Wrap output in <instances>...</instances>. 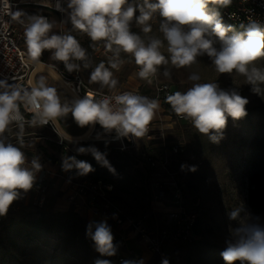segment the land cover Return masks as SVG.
<instances>
[{
  "label": "clouds",
  "instance_id": "1",
  "mask_svg": "<svg viewBox=\"0 0 264 264\" xmlns=\"http://www.w3.org/2000/svg\"><path fill=\"white\" fill-rule=\"evenodd\" d=\"M232 0H67V8L57 0L55 8L66 12L71 31H62L55 20L42 15L12 12L9 0H0V16L10 15L23 26L24 44L28 60L38 70L46 69L56 81L63 76L53 63L41 57L45 50L52 61L62 62L68 73L91 68L89 83L99 86L101 94L94 98L91 92L82 98L67 100L57 87L49 86L47 77L40 75L23 83L0 79V216L7 214L22 193L32 189L36 173L42 165L38 159L28 161L24 148L25 126L40 127L51 124L62 141L73 142L60 121L71 113L80 127L99 124L106 132L115 131L117 137L142 138L159 109V100L133 91H119V81L113 70H119L127 54L138 67L137 76L153 83L163 68V76L171 77L168 66L190 68L207 56L215 73L239 76L253 92L264 96V23L249 19L241 24V31L226 25L220 13L210 6L227 7ZM52 7L49 0H44ZM138 13V14H137ZM153 20H158L162 39L149 35ZM133 24L140 32L133 31ZM72 32L85 34L90 47L102 43L111 53L104 61L92 67L88 50ZM140 33H143L142 36ZM147 37V38H145ZM190 86L166 96V102L177 117L188 121L200 134L218 143L223 136L228 118L238 120L247 115L248 99L240 94L239 86L223 88L215 81L201 82L198 72L187 77ZM107 89V94L103 90ZM31 113L26 120L21 112ZM16 132V144L9 140ZM6 133L8 135H6ZM80 154L91 153L96 161L115 172L106 153L96 147H78ZM65 171L77 170L86 175L94 169L75 157H65ZM196 171V166L181 165V170ZM235 226H229L226 247L221 252L224 264H264V217L253 214L243 203L228 213ZM93 227L95 230L93 231ZM87 235L102 256L116 254L114 236L106 221L88 225ZM96 264H109L98 260ZM162 264H169L168 260Z\"/></svg>",
  "mask_w": 264,
  "mask_h": 264
},
{
  "label": "rangeland",
  "instance_id": "2",
  "mask_svg": "<svg viewBox=\"0 0 264 264\" xmlns=\"http://www.w3.org/2000/svg\"><path fill=\"white\" fill-rule=\"evenodd\" d=\"M21 11L26 13L27 10L21 8ZM223 22L230 25L226 20ZM152 24L153 32L149 35L162 39L157 30L158 20H153ZM20 30L24 44L23 27ZM132 30L140 32L134 24ZM73 35L88 50L94 67L101 61L107 66L111 53L97 52L96 47H90L92 42L85 34L73 32ZM50 56L51 53H43L41 59L65 69L62 62L52 61ZM121 59L124 63L120 69L113 70L119 81L118 88L140 85L141 91L153 98V88L138 78L139 69L131 57L122 53ZM258 65H264V61ZM168 68L170 78L163 76L161 68L155 79L170 83L178 91L190 86L187 77L192 72L201 75V82L217 80L223 88L233 84L239 86L240 94L249 101L247 115L238 120L229 117L218 143L184 123L176 124L174 119L164 117L169 128L164 135L156 131L153 151H146L143 139L131 151L120 150L116 142L100 139L112 132H106L99 124H96L94 140L67 141L68 150H60L49 141L37 145L36 140H30L29 147H43L44 152L39 150L38 156L48 157L51 161L58 159L60 164L65 157L87 162L94 169L86 174L87 177L103 178L113 183L112 200L129 217L140 222L145 230V238L142 239V234L138 237L130 234L126 225L110 227L112 234L121 233L126 238L123 249L129 258L134 253L141 257V264H162L165 259L169 264H224L221 252L226 247L229 226L236 224L229 219L231 209L243 203L253 214L264 217V96L253 92L252 86L245 84L242 77L215 73L206 55L190 68L177 69L171 65ZM90 73L84 69L83 80L100 89L97 84L89 83ZM41 75L45 76V73ZM47 79L50 86L57 87L67 100L77 98L62 88L61 81L62 87L50 76ZM157 116L158 112L155 118ZM63 123L71 134L83 133L89 127L77 125L71 113ZM40 129L25 127V132H38ZM173 142L181 143L183 150L173 149ZM78 147H96L106 153V159L115 172L101 166L91 153H78ZM149 158L158 161L156 166L149 163ZM182 164L194 165L196 171H182ZM64 191L71 190L66 186ZM64 194L53 188L46 206H23L16 211V222L0 230V264H96L98 260L113 264V255L102 256L87 235L90 223L110 213L105 210L86 211L85 207L76 209L73 203L76 198L70 200V196L65 197ZM191 222V235L185 237L183 229ZM147 237L160 243V251L146 243Z\"/></svg>",
  "mask_w": 264,
  "mask_h": 264
},
{
  "label": "built area",
  "instance_id": "3",
  "mask_svg": "<svg viewBox=\"0 0 264 264\" xmlns=\"http://www.w3.org/2000/svg\"><path fill=\"white\" fill-rule=\"evenodd\" d=\"M49 2L52 7L45 6L44 0H9V4L11 6L10 10L12 12L21 11V8H24L27 10L26 13L24 12L26 15L27 13L29 16L42 15L50 20H55L58 24L64 22L63 25H57V28L62 31H71L72 25L67 13L61 12L55 8L57 0H49ZM61 3L64 8H67V0H61ZM221 17L223 20L228 21L234 28H240L242 23L247 24L250 18L264 23V0H232L231 5L223 7ZM21 27L23 26L18 21L13 20L10 15L5 14L0 16V79L8 78L9 83L15 81L23 83L27 86L29 80L38 78L39 74L42 73H35L36 66L27 58L26 47L21 41ZM96 48L97 52H105L102 43L97 44ZM44 53L50 52L45 50ZM56 67L57 71L63 76L62 80L68 85V89L65 88L66 91L72 96L76 95L79 98H82L85 93L91 92L95 98L101 94L100 89L88 85L86 81L83 80L84 69L80 72L68 73L65 69H61L58 65H56ZM92 67H94L93 64ZM88 70L90 72L92 71L91 68ZM150 86L153 88V98L159 100V109L157 110V118L151 121L148 125L149 131L142 138H134L131 136L117 137L115 131H112V134L108 136L111 141L116 142L118 147L124 151H131L132 149L138 147L140 144L138 141L141 139L144 141L146 151H153L156 146V143L153 142L156 138V131L158 130L164 135L165 130L169 128L166 126L168 123H165L167 121L164 117L174 119L176 124L184 123L189 127L194 128L188 121L177 117L171 110L170 105L166 102L167 95L178 91L175 87L168 82H159V80H156L155 78ZM118 90L133 91L145 95V93L141 91L140 85L138 87L118 88ZM103 94H107V89L103 90ZM21 112L24 114L26 120L31 119L32 114L25 111L23 106H21ZM25 127L29 126L26 125ZM40 127L41 129L38 132H24L25 148L28 150L24 151L29 162L33 159H38L42 167L36 173V179L32 189L26 193H22L21 197L13 202L7 214L0 216V223L10 219L16 211L21 209L23 204L29 205L31 203L32 205L39 207L46 206L50 190L54 188L58 191L65 192L63 196H70V200H74L75 198L77 199L79 196L82 197L84 200L82 203H77L76 200L73 201L76 209H82L85 207L94 212L105 210L110 213L109 215L106 214V216L100 217L96 223L106 221L108 225L111 223L115 226L126 225L130 229V234H134L133 236L135 237L142 234V239L143 237L145 238V236H143L145 235V230L143 229L141 223L129 217L125 213L124 209L112 200L111 193L114 190V185L112 183H107L102 179L95 180L87 177L86 175H78L77 170L74 168L72 170L65 171L62 167L63 164H60L58 159L54 160V162L48 159V157L43 159L38 156V146L29 147L30 143L28 141L36 140L37 145H41L46 141H49L61 150L69 149L67 141L61 140L60 136L51 124ZM17 131L18 130L15 126H13V131L9 136V140L13 144H16ZM45 131L51 133L52 135H56V137L47 135ZM6 135L8 134L6 133ZM172 144L173 145H171V147H173L176 151L179 149L183 150L184 148L181 143L173 142ZM148 161L152 166H156V163H158V161L153 158H149ZM66 186L71 191H64ZM69 192L71 193L68 194ZM191 225L192 222L185 226V229H183L186 234L185 237L191 235ZM177 234H179V231ZM114 241L117 243V252L113 259L114 264H127L128 262L141 264L142 259L139 255L132 253L130 258L127 256V252L123 249L126 245V238L123 237L121 233H116ZM145 241L146 243L149 242L151 244V248L160 251V243L156 239L147 237V240Z\"/></svg>",
  "mask_w": 264,
  "mask_h": 264
},
{
  "label": "trees",
  "instance_id": "4",
  "mask_svg": "<svg viewBox=\"0 0 264 264\" xmlns=\"http://www.w3.org/2000/svg\"><path fill=\"white\" fill-rule=\"evenodd\" d=\"M210 7H212L214 10H216V11H218L219 13H220V15H221V12H222V10H223V7L222 6H210ZM51 144H53V143H51ZM54 145V144H53ZM55 147H56V145H54ZM118 146V145H117ZM58 149H60L59 147H57ZM117 148H119V147H117ZM120 149V148H119ZM39 150L41 151V152H44V149H43V147H39ZM61 150V149H60ZM120 150H122V149H120ZM45 151H46V149H45ZM122 151H124V150H122ZM54 160H56V159H54ZM53 160V161H54ZM90 178H92V177H90ZM92 179H95V180H99V179H102L103 181H105V182H107V183H112V182H110V181H107V180H105V179H103V178H92ZM113 184V183H112ZM23 206H27V207H32V206H34V207H38V206H35V205H32L31 203L29 204V205H22L21 206V208L23 207ZM17 217H16V213L15 214H13L12 216H11V218L10 219H8V220H6V221H4V222H2V223H0V230H2V229H6V228H8L10 225H12L13 223H14V221L16 222V219ZM110 227L111 226H113V224L111 223L110 225H109ZM112 229V228H111ZM113 236L115 237L116 236V232L115 233H113ZM114 244L117 246V243L114 241ZM117 252V251H116ZM114 256L115 255H113V259H114ZM114 264V263H113ZM127 264H136V263H133V262H128Z\"/></svg>",
  "mask_w": 264,
  "mask_h": 264
},
{
  "label": "bare ground",
  "instance_id": "5",
  "mask_svg": "<svg viewBox=\"0 0 264 264\" xmlns=\"http://www.w3.org/2000/svg\"><path fill=\"white\" fill-rule=\"evenodd\" d=\"M46 63V62H45ZM45 71H47L46 69H44ZM39 70L36 67L35 73H38ZM62 84L64 85L65 88L68 89V85L65 84V82L63 80H61ZM75 97L79 98L78 96L74 95ZM96 125V124H95ZM95 125H90L88 127V129H86L83 133H79V134H71L70 132H68L67 130H65L72 138L73 141L75 142H80V141H88V140H94V138H96V134H95ZM63 126V125H62ZM100 139L103 140H110L108 137H101ZM99 139V140H100Z\"/></svg>",
  "mask_w": 264,
  "mask_h": 264
},
{
  "label": "crops",
  "instance_id": "6",
  "mask_svg": "<svg viewBox=\"0 0 264 264\" xmlns=\"http://www.w3.org/2000/svg\"><path fill=\"white\" fill-rule=\"evenodd\" d=\"M39 72H41V73L44 72V73H45V76H46V77H49L47 71H45V70H39ZM40 75H41V74H39V76H40ZM47 75H48V76H47ZM50 78H51V77H50ZM47 81H48V84H49V86H50V83H51V82H49L48 79H47ZM57 82H58V81H57ZM58 84H60V83L58 82ZM60 86L62 87L61 84H60ZM62 88H63L64 90H66L64 87H62ZM69 94H70V93H69ZM70 95H71V94H70ZM72 97H74V96H72ZM74 99H75V98H74ZM60 124H61V126L63 125L62 127L64 128V130H66V128H65V126H64V123H63V120L60 121ZM95 127H96V125H95ZM70 193H71V192H69L68 194H70ZM76 201H77V203H78V202H79V203L84 202V200H83L82 197H80V196L77 197ZM83 209H84V208H83ZM85 209H86V211H87V210H88V211H89V210L91 211V209H89V208H85ZM97 221H98V220H97ZM97 221H96V222H97Z\"/></svg>",
  "mask_w": 264,
  "mask_h": 264
}]
</instances>
